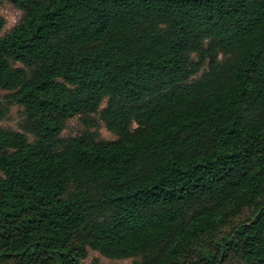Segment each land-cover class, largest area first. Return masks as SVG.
Instances as JSON below:
<instances>
[{
  "label": "trees",
  "instance_id": "16d2710c",
  "mask_svg": "<svg viewBox=\"0 0 264 264\" xmlns=\"http://www.w3.org/2000/svg\"><path fill=\"white\" fill-rule=\"evenodd\" d=\"M6 1L0 264H264V0Z\"/></svg>",
  "mask_w": 264,
  "mask_h": 264
},
{
  "label": "rangeland",
  "instance_id": "374dc122",
  "mask_svg": "<svg viewBox=\"0 0 264 264\" xmlns=\"http://www.w3.org/2000/svg\"><path fill=\"white\" fill-rule=\"evenodd\" d=\"M0 16L2 17L5 23L4 29L2 31V35H4L5 33L9 32L20 21L22 14L19 10L14 8L6 0H0ZM6 94L8 93L1 92L2 97ZM2 102L3 105L7 108L8 113L5 119L0 122V126L7 130L23 133L21 129V122L23 120L22 109L14 103H8L5 101ZM82 130L83 126L80 124L78 118H74L67 123L66 128L62 133V136H74ZM97 132L99 134V137L103 140L115 139V136L112 133L108 132L102 124L98 125ZM26 137L31 140L30 136L26 135ZM224 231L225 233H227L229 231V228H226ZM93 261H97L99 264H131L133 262V259L109 260L102 257L95 251L88 250L87 257L85 260H83L82 264H91Z\"/></svg>",
  "mask_w": 264,
  "mask_h": 264
}]
</instances>
